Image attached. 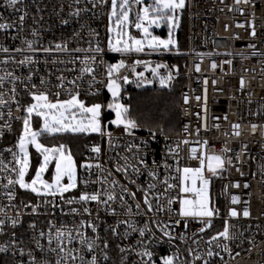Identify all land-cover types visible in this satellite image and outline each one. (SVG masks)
I'll list each match as a JSON object with an SVG mask.
<instances>
[{
    "label": "built area",
    "instance_id": "2783aa9c",
    "mask_svg": "<svg viewBox=\"0 0 264 264\" xmlns=\"http://www.w3.org/2000/svg\"><path fill=\"white\" fill-rule=\"evenodd\" d=\"M17 7L26 10L29 16L23 31L18 32L17 29L0 31V45L10 49L24 47L22 42L25 38L37 41L36 47H46L57 42L68 41L70 48H88L90 30L98 33L96 37L91 38L98 41L104 49L103 54L97 57V63L93 65L96 69V82L89 89L91 77L84 75L79 82L80 91L82 97L97 100L103 106L101 122L106 126V130L112 133L114 147L109 145L107 136L93 133L83 146L85 161L93 165L102 164L105 169L113 171L114 174L110 179L118 180L120 185H127L130 191L137 193L135 199L127 193L122 194L132 206L133 212L137 211L136 203H141L139 209L141 214L132 217L137 228L148 224L155 232V237L149 235L143 238L146 244L150 242L155 264H162V258L166 256L178 257L175 264H203L204 260H208L209 264H264V0H251L250 4L243 2L237 4L235 0H187L185 9L186 48L170 52L172 55L184 57L181 65L163 58L161 54L168 51L155 56L146 53L122 55L108 51L107 6L84 13L82 17H72L69 13L76 7L91 8V5L84 3L73 5L72 0H24V3ZM37 8L40 11H37ZM135 11L136 6L133 8V14ZM21 14L20 11L4 5V0H0V17L3 18L0 19V23L16 21ZM62 20H68V23L64 24ZM81 25H86V27L81 28ZM238 25H243V27H238ZM253 27L257 33L255 37L251 35ZM33 30L39 33L36 37L31 35ZM77 32L80 33L79 36L74 35ZM14 37L18 38L14 39ZM27 54L14 51L11 53L17 60ZM7 55L0 53V59H4ZM34 55L41 62L35 66H29L35 72L29 83L39 85L40 78L45 77L52 85H55L56 77L61 74L65 75L68 80L75 79L80 74L78 69L82 65L79 61L75 65L68 64L69 56L66 53H53L49 56L37 52ZM83 55L84 53H72V56L81 58ZM53 59L65 61V63L53 64L51 63ZM121 59L129 66L120 71V76H127L129 79L128 83L120 81L125 93L126 90L137 86L140 78L135 73L145 67L143 63L135 65V73L132 72L131 66L135 60L145 61L152 65H167L161 74L163 77L171 74L173 79L167 82L165 87L179 88L181 96L179 131L157 132L137 122L139 127L133 129V134L129 135L122 126L117 127L109 123L108 120L113 114H109L106 107L112 99V94L105 86L107 84L106 65L118 63ZM45 60L49 62L44 63ZM213 63L217 65L215 69L211 67ZM197 65L200 71H196ZM29 67H18L11 62L7 65L0 64V75H4L6 70L13 71L15 75L22 78L27 77ZM66 69L76 70L67 71ZM241 79L244 81L243 87H241ZM11 87L10 83L5 82L3 90L7 91ZM17 91L19 95L16 99L20 100L22 105L30 101V97L25 95L21 84H17ZM185 95L188 96V103L184 102ZM198 96L201 97L199 101L196 99ZM61 97L68 96L61 95ZM10 107L11 119L7 116L8 106L0 107V112L4 113V118L0 119V126L6 122L11 124V130L5 129L4 135L0 137V159H3L5 163L12 161L11 153L5 149L13 148L22 127L21 121L16 117L23 113L17 111L15 103H12ZM235 124L241 126L238 129L240 136L234 134L236 129L233 125ZM253 124L257 125L255 132L251 129ZM186 127L187 131H185ZM198 129L199 134L197 135ZM153 133H155L154 136ZM184 140L189 143H182ZM205 140L208 142L206 147L203 145ZM129 144H136L139 147L128 152L127 145ZM96 145L101 147L98 159L97 154L91 151V148ZM191 148L197 149V159L192 158ZM225 148L230 151L224 152ZM213 154L222 155L226 161L231 160V164L225 163L223 175L211 178L209 192L214 199L213 205L219 209L220 214L213 218L212 227L201 233L198 229L202 225L196 220L190 219L187 228L183 226V221L178 215L180 208L178 200L172 205L173 210L167 211V200L170 197L178 198L183 195L179 190L180 181L176 179L179 176L176 169L200 167V161L205 156ZM120 156H128L130 163L141 167L139 175L131 176L136 180V184H131L129 177L115 173V163ZM133 156L143 158L147 168L139 165L137 160L132 159ZM119 162L123 163V161ZM149 171H155L158 174L157 178L149 177ZM97 175L98 170L95 168L90 171L84 169L80 181H95ZM9 176L14 178V173L0 171V209H3L0 211V217L6 214L7 217L15 218L19 214L21 222L13 229L8 221L6 233L0 236V246L8 248V251L0 253V264H21V262L29 264L28 251L30 249L39 260H47L55 264V254H49L47 251L41 252L34 243V237L39 231H48L49 221L56 228L61 226L76 228L81 220H95L100 225L99 236L111 244L110 257L113 254L119 256L116 244L136 245L137 241L142 239L138 232H132L126 240L111 235L110 225L115 224L117 219H129V215L125 214L126 208L120 204L119 199L112 204L118 213L117 216H112L108 210L100 208L95 202L87 205L93 210L92 216L72 214L70 209L81 208V205H67L57 196L55 203L59 204V207H50L44 203V200H53V197L39 198L18 187L16 198L9 201L5 195L6 189L3 187ZM165 179L177 185L175 189L169 190L161 200L165 211L146 213V206L142 203L143 192L140 189L147 190L150 183L155 184V188L149 192L150 198L155 203V197L163 193L166 188V185L162 183ZM236 184L240 186L235 187ZM245 184L249 187L245 188ZM103 188L112 191V187L108 184H104ZM100 189L101 185L98 183L88 185L80 183L77 189L65 196L71 198L78 196L82 191L94 192ZM115 193L120 195V188L117 187ZM233 195L239 197V203H231ZM29 203L41 204L39 215L32 214L30 207L23 206ZM230 208H235L241 215L237 218H229ZM245 208L250 212L249 217L242 216ZM97 212L99 217H97ZM152 220L169 223L168 230L174 239L169 242V238L151 223ZM174 220H181V224H172L171 221ZM225 220L232 225L230 231L234 239L227 241L220 239L209 245L208 241L211 237L223 230ZM33 223L36 224L35 230L30 227ZM125 228L126 225H121L120 232L123 233ZM81 230L89 237L95 235L91 229ZM13 232L15 236H12ZM180 236H184L185 239L181 240ZM13 240L17 243L12 244ZM41 244L47 248L46 239H41ZM218 244H227L229 250H222V247L217 246ZM72 246L80 247L78 243ZM21 247L25 249V255L22 257L18 255ZM210 247L214 253H219V255L209 257L207 252ZM189 249L193 250L192 254L189 253ZM98 252L99 249H97ZM196 254L203 259L195 260ZM84 255L90 258L91 254L85 252ZM138 260L139 258L132 254L125 264H138ZM108 262L101 261V264H108Z\"/></svg>",
    "mask_w": 264,
    "mask_h": 264
},
{
    "label": "snow or ice",
    "instance_id": "6c2138e0",
    "mask_svg": "<svg viewBox=\"0 0 264 264\" xmlns=\"http://www.w3.org/2000/svg\"><path fill=\"white\" fill-rule=\"evenodd\" d=\"M237 4L243 2L245 4H250L251 0H235ZM24 3V0H4V5L20 11L22 14L19 15L16 21L3 22L0 23V31H7L9 29H17L18 32L23 31L25 27V22L29 13L17 7ZM90 4L91 8H80L76 7L72 12L69 13L72 17H82V14L87 13L92 10H99L107 6V18L108 24V51L113 53H120L122 55L132 54V53H144L147 50L151 52H161V51H171L173 48L177 47V41L175 39V31L179 27V13L186 7V0H151V3L145 4V0H72L73 5L80 4ZM136 6V11L133 14V8ZM37 11H40L37 8ZM0 19H3L0 17ZM62 23L67 24L68 20H62ZM162 25H166L169 29V34L167 39H160L159 37L153 35V27L159 28ZM86 27V25H81V28ZM238 27H243V25H238ZM136 29L140 34V38L131 34L130 29ZM39 33L35 30L32 31L31 35L36 37ZM75 36H79L80 33H75ZM98 35L95 30H90L88 41V48H70L68 41L57 42L54 45L46 47H36L37 41L25 38L23 40L24 47H17L15 49H10L3 45H0V53L8 54L4 59H0V64L7 65L10 62L16 64L18 67H29L39 64L41 61L35 57V53L42 52L47 55L53 53H66L69 56L67 60L68 64L75 65L77 61L82 65L79 67V75L72 80L61 74L56 77L57 83L52 85L50 81L41 77L39 85L35 83H29L32 81V77L35 74L32 67H29V75L27 77H20L15 75L13 71H6L4 75H0V107L8 106L7 116L9 119L12 118V112L10 105L15 103L17 106V111L23 113L21 116H17L16 119L20 120L22 123V130L17 139L16 144L13 148L5 149V151L11 153L12 161L5 163L3 159H0V171H10L14 173V178L12 176L7 177V183L3 186L6 189L5 195L9 201L16 198V188L18 187L25 192H30L36 197H53V200H44V203L50 207H59V204L55 203V198L58 196L67 205L79 204L81 208H71L70 212L72 214H87L88 216L93 215V210L87 205L95 202L100 208L108 210L112 216H117L118 213L112 204H114L118 199L122 206L126 208V213L129 215L128 220L117 219L116 223L109 226V230L113 237L119 238L121 240H126L132 232H138L139 236L142 238L137 241L136 245H125L116 244V249L119 252V264H125L129 256L135 254L139 258L138 264H155L153 261V251L150 247V242L145 243L146 236L155 237V232L145 224L144 227L137 228L136 223L132 219L134 216H139L141 213L139 209L141 208V203H136L135 208L137 211L133 212L132 206L128 204L122 193H127L128 196L135 199L137 193L130 191L127 185H120L119 181L116 179H110L113 176V171L105 169V167L100 164H91L85 162L84 164L77 165L76 161L73 159V154L66 144H58L55 146H47L45 143L41 142V137L56 136L59 134L71 133V134H92L96 133L101 136L108 137V143L110 146L114 147L112 133L106 130V126L101 122V115L103 106L99 103H93L91 105H86L85 102L80 98L81 96V84L79 83L84 75L91 77L89 81V89H91L96 82V69L93 67L97 63V57L102 55L104 49L100 46L98 41L94 38ZM251 35L255 37L257 35L255 28L253 27ZM18 38V37H14ZM95 44V46H93ZM255 47V45H251ZM15 53H28L23 55L22 59L17 60L15 56L11 55L12 52ZM72 53H84L83 57L72 56ZM49 61L45 60L44 63ZM51 63H65V61L53 59ZM145 64L147 68L148 62L135 60L131 66L132 72L135 73V65ZM230 63V62H228ZM129 67L126 65L125 61L121 59L118 63L107 64L106 65V75L107 84L105 85L108 91L112 94L114 101L120 95L122 80L124 83H128L129 79L127 76H120L121 69ZM161 67H167V65H156L151 71L154 76H158V69ZM213 69L217 67L215 63L211 65ZM67 71H73L76 69H66ZM178 71V70H177ZM196 71H200L199 65L196 66ZM137 77H143V72L135 73ZM173 79L172 75L169 74L167 77H160V84L162 87L167 86V82ZM5 82L12 85L7 91L3 90ZM151 83V81H148ZM17 84L23 86L25 95L30 97V101L26 104H21L20 100L16 99L19 95L17 91ZM244 81L241 79V87H243ZM139 86V82H138ZM53 89H56L55 91ZM10 94V95H9ZM95 94V93H91ZM61 95H67L68 99H60ZM199 101L201 97H196ZM184 102L188 103V96L185 95ZM108 109L115 112V119L110 121L111 124L117 127H123L124 131L132 135V130L139 127L137 121L131 118L129 113V108L117 102L110 103L107 105ZM4 118V113L0 112V119ZM34 118H38L41 122L39 129L33 127ZM227 119V117H225ZM239 124L233 125L236 129L234 134L240 136L241 133ZM257 125H251L253 132L256 131ZM11 130V124L6 122L3 126H0V137L4 135V130ZM187 131V127L185 128ZM199 134V129L197 130V135ZM155 133H153V136ZM182 143L187 144L189 141L184 140ZM208 142L205 140L203 145L206 147ZM30 146L36 150L40 155L41 162L39 167L35 169V176L30 180H26L29 168L31 166V154L29 151ZM138 145L129 144L127 145V151L132 152L133 149H138ZM179 147V146H177ZM246 147V146H245ZM91 151L99 158L101 153V147L96 145L91 148ZM224 152L230 151V149H223ZM190 153L193 159H197V149L191 148ZM178 154V153H177ZM132 159L138 161L139 165L147 168V164L143 158L140 156H133ZM205 160L207 165L205 166ZM119 161H123L120 163ZM225 163L231 164V160H225L222 155H207L204 159L200 161V167H184L182 169L177 168L176 171L179 176L176 177L180 181L179 190L183 194L178 198H168L167 211L171 212L172 205L179 202L180 208L178 215L183 221V226L188 227V221L196 220L202 226L198 229L199 232L203 233L210 227H212V220L214 217L219 216V209L213 205L210 198L209 187L211 183V178L216 176L219 172L224 170ZM54 164V174L51 182L43 179L44 173L49 169V165ZM11 165V167H9ZM78 167L84 168L85 170H92L93 168L98 170L97 179L80 181L78 177ZM166 167H170L167 166ZM131 170V172L129 171ZM115 173H121L126 177H129V182L131 184H136V180L131 178L132 175H139L141 173V167H137L135 164L129 162L128 156H120L119 160L115 163L114 168ZM205 172L210 175H205ZM149 177L156 179L158 174L155 171L148 172ZM67 178V183H64V179ZM80 183L88 185L89 183H98L101 185V189L94 192L82 191L78 196L71 198H66L65 194L69 193L76 188H78ZM166 185L164 192L155 197V203L153 199L150 198L149 192L155 188V184H149L147 190L140 189L143 192L142 203L146 206V213L151 212H163L165 211L161 200L169 190L175 189L176 184H171L167 179L162 181ZM104 184H108L112 187V191L103 188ZM239 187V184L234 185ZM120 188V195L115 193L116 188ZM245 188L249 185L245 184ZM231 203H239L238 196H231ZM26 208H31V213L35 215L40 214L41 204H25ZM3 211V209H0ZM241 213L237 212L235 208H230L228 211L229 218H237ZM243 217H249L250 212L247 208L242 211ZM97 217L99 213L97 212ZM181 220L171 221L172 224H181ZM8 221H10L11 228L15 229L17 225L21 222L19 219V214L17 217H7L6 214L0 217V236L6 233V228L8 227ZM151 223L155 224L159 228L165 237L169 238L171 242L174 237L168 230L170 228L169 223H161L158 220H152ZM126 225L123 233L120 232V226ZM32 229H36V224L30 225ZM232 225L225 220L223 230L219 231L216 235L212 236L208 241L211 245L220 239L225 241L234 239L233 233L230 231ZM100 225L96 223L95 220L84 221L81 220L80 224L76 228H67L66 226H61L56 228L55 225L49 221V229L47 232L41 230L34 237V243L36 248L41 252L47 251L49 254H55L56 260L55 264H101V261H111L109 255V249L111 244L108 240H102L98 234ZM55 229V231H53ZM81 229H91V232L95 234L89 237ZM15 236V232L12 233ZM184 240V236L179 237ZM41 239L47 240V248L41 244ZM99 241V243H98ZM17 241L13 240L12 244H16ZM78 243L79 248L73 247L72 245ZM196 243V241H194ZM222 247V250L228 251L227 244L217 245ZM97 249L99 252L97 253ZM8 251L6 246H0V253ZM190 254L193 253L192 249L188 250ZM87 252L90 258H86L84 253ZM19 256L25 255V249L23 247L19 248ZM207 255L212 257L214 255H219V253H214L209 248ZM239 255V253H237ZM29 264H51L50 261L39 260L35 255H33V250L28 251ZM178 257L166 256L162 258V264H175V260ZM195 260L203 259L199 254L194 256ZM222 259V258H221ZM22 264V262H21ZM203 264H209L208 260H204Z\"/></svg>",
    "mask_w": 264,
    "mask_h": 264
},
{
    "label": "trees",
    "instance_id": "16d2710c",
    "mask_svg": "<svg viewBox=\"0 0 264 264\" xmlns=\"http://www.w3.org/2000/svg\"><path fill=\"white\" fill-rule=\"evenodd\" d=\"M185 13L183 23L178 32V44L169 53L161 54L169 62L181 65L184 61L182 55H172L174 50H183L186 48V25ZM165 33V30L163 31ZM125 103L130 106V116L144 127L157 132H177L180 129V104L181 96L179 88L169 89L161 85H155L150 88L140 89L138 86L126 90L124 94ZM87 98V97H85ZM88 99V98H87ZM92 99H89L91 101ZM35 119V118H34ZM91 134H65L44 137L51 146L64 143L77 158V161L85 159L83 146L90 138ZM34 155V162L37 161V155ZM108 264H119V256L113 254Z\"/></svg>",
    "mask_w": 264,
    "mask_h": 264
},
{
    "label": "rangeland",
    "instance_id": "374dc122",
    "mask_svg": "<svg viewBox=\"0 0 264 264\" xmlns=\"http://www.w3.org/2000/svg\"><path fill=\"white\" fill-rule=\"evenodd\" d=\"M147 3H151V0H145V4H147ZM186 4H187V0H186ZM185 9H186V7L182 10V11H180V13H179V27L176 29V31H175V39H176V41H177V44H178V39H177V35H178V32L180 31V28H181V26H182V23H183V16H184V13H185ZM151 31H152V33H153V35H155V36H157V37H159L160 39H167L168 38V34H169V29H168V27L166 26V25H162L161 27H159V28H156V27H153L152 29H150ZM165 30V33H163V31ZM130 31H131V34L132 35H134V36H136L137 38H140V36H141V34L136 30V29H134V28H131L130 29ZM163 51H161V52H151L150 50H147L146 49V51L144 52V53H146V54H148V55H151V56H155V55H158V54H160V53H162ZM168 53H169V51H168ZM171 54V53H170ZM163 74H159L158 76H155L154 78H152V79H150V78H146V77H142V78H140L139 80H138V82H139V86H138V83H137V86L140 88V89H146V88H150V87H153V86H155V85H161L160 84V77H163L162 76ZM148 81H151V83H148ZM109 92V91H108ZM110 93V92H109ZM124 94H125V89L121 86V91H120V95H119V97L117 98V101L119 102V103H121V104H124V105H126L128 108H129V112H130V106H129V104H127V103H125V101H124ZM80 98L85 102V104L86 105H91V104H93V103H99V104H101L99 101H97V100H91V101H89V99H87V98H85V97H82V96H80ZM60 99H68V97H60ZM117 101H114V99H113V97H112V99L109 101V103L108 104H110V103H114V102H117ZM107 104V105H108ZM107 108V107H106ZM107 112L109 113V114H113V116H111V118L108 120L109 121V123H110V121H112V120H114L116 117H115V112L113 111V110H111V109H108L107 108ZM141 124V123H140ZM41 126V122H40V120L38 119V118H35L34 119V121H33V127L34 128H36V129H39V127ZM21 130H22V127H21V129H20V133H21ZM65 134H71V133H65ZM65 134H59V135H65ZM93 134V133H92ZM20 135V134H19ZM47 135H45L44 137H46ZM44 137H41V142H43V143H45L47 146H50L51 147V145L49 144V142H47L46 140H45V138ZM61 144V143H60ZM64 144V143H63ZM29 151H30V154H31V166H30V168H29V172H28V175L26 176V180H30L32 177H34L35 176V169L37 168V167H39V164H40V162H41V157H40V155L36 152V150L34 149V148H32L31 146H30V148H29ZM71 151V150H70ZM33 153H35L36 155H37V161L36 162H34V155H33ZM73 154V153H72ZM73 159L76 161V163H77V165L79 166V165H81V164H84L86 161H85V159L84 160H80V161H77V158L75 157V155L73 154ZM226 160V159H225ZM207 165V161H205V166ZM83 171H84V168H80V167H78V177H79V180H80V178H81V175H82V173H83ZM53 174H54V164H52V165H49V169L44 173V175H43V179H45V180H48L49 182H51V180H52V177H53ZM206 174H209V173H207V172H205V175ZM224 174V171H222V172H219L216 176H220V175H223ZM64 183H67V178H65L64 179V181H63ZM79 187V186H78ZM77 189V188H76ZM74 191V190H73ZM73 191H71V192H73ZM71 192H69V193H71ZM66 194H68V193H66ZM209 194H210V198H211V200H212V202L214 201V199H213V197H212V194H211V192H209Z\"/></svg>",
    "mask_w": 264,
    "mask_h": 264
},
{
    "label": "water",
    "instance_id": "95a60500",
    "mask_svg": "<svg viewBox=\"0 0 264 264\" xmlns=\"http://www.w3.org/2000/svg\"><path fill=\"white\" fill-rule=\"evenodd\" d=\"M148 65L149 66L147 68L144 67L143 70L138 71L137 73L143 72V74H144L143 77L152 79L154 77V75H153L151 69L156 67V65H163V64H155V65L148 64ZM163 70H165V67H161L157 71H158V73H161ZM138 78H142V77H138Z\"/></svg>",
    "mask_w": 264,
    "mask_h": 264
},
{
    "label": "crops",
    "instance_id": "0c3cea01",
    "mask_svg": "<svg viewBox=\"0 0 264 264\" xmlns=\"http://www.w3.org/2000/svg\"><path fill=\"white\" fill-rule=\"evenodd\" d=\"M185 25H186V19H185Z\"/></svg>",
    "mask_w": 264,
    "mask_h": 264
}]
</instances>
